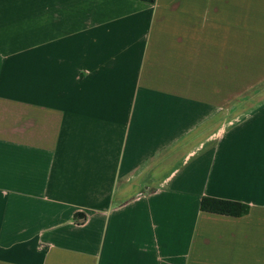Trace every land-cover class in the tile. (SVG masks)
<instances>
[{"label": "crops", "instance_id": "obj_1", "mask_svg": "<svg viewBox=\"0 0 264 264\" xmlns=\"http://www.w3.org/2000/svg\"><path fill=\"white\" fill-rule=\"evenodd\" d=\"M238 66L264 0H0V264H264Z\"/></svg>", "mask_w": 264, "mask_h": 264}, {"label": "rangeland", "instance_id": "obj_2", "mask_svg": "<svg viewBox=\"0 0 264 264\" xmlns=\"http://www.w3.org/2000/svg\"><path fill=\"white\" fill-rule=\"evenodd\" d=\"M239 62H241L239 60ZM228 86V83H227ZM229 88V86H228ZM227 88V89H228ZM233 88V87H232ZM236 91L238 93V105L245 104L246 101L261 100L262 92H264V67L261 66H238ZM251 92H256L254 99L249 97ZM251 99V100H249Z\"/></svg>", "mask_w": 264, "mask_h": 264}, {"label": "trees", "instance_id": "obj_3", "mask_svg": "<svg viewBox=\"0 0 264 264\" xmlns=\"http://www.w3.org/2000/svg\"><path fill=\"white\" fill-rule=\"evenodd\" d=\"M154 3L155 0H145ZM201 210L232 216H241L247 212V206L238 202L224 201L213 198H203Z\"/></svg>", "mask_w": 264, "mask_h": 264}]
</instances>
